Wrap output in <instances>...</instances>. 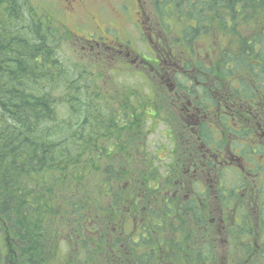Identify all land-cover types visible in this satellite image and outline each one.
I'll return each instance as SVG.
<instances>
[{
  "label": "rangeland",
  "instance_id": "374dc122",
  "mask_svg": "<svg viewBox=\"0 0 264 264\" xmlns=\"http://www.w3.org/2000/svg\"><path fill=\"white\" fill-rule=\"evenodd\" d=\"M19 4L24 7V14L27 15L23 17L22 26L26 28L39 26L48 34L47 38L50 39L48 44L52 47L54 44L56 47L59 60L68 69L65 82L81 79L84 86L80 98L84 103L81 114L69 119V116L75 114L74 110L70 111L64 118L63 124H69L70 121L78 124L82 117L88 128L95 132L99 126L97 123H100L107 132L102 134V142H107L114 155H104L103 161L117 160L115 153L116 149H119L120 154L117 153L119 159H126L130 163L127 165V171L121 172L122 178L120 176L121 182L125 186L129 185V189L121 192L118 197L122 199L123 195L125 203L130 201L131 207L126 208L121 217L115 218L118 221L112 227L111 224L115 221L112 218H109L107 224L101 222L99 226L102 229L107 227L108 230L119 235L126 247L130 246L133 238L140 237L142 232L146 234L147 239L151 237L147 248H152V256L147 264H172L169 261L174 264H264V151L260 149L258 156L256 154L258 160L252 159L242 163L238 160L240 157H234L231 162L234 167L228 170L229 168L225 169L227 166H223L224 171L221 175L225 185L223 184L220 190L217 188L219 174L215 172L214 175L205 177L195 165L185 170L187 176L173 180L164 176V172L170 167L179 172L184 171L185 161L183 163L179 161V156H184V151L178 141L184 139L178 134L171 153L169 150L173 149V144L167 137L170 121L163 118L159 125L155 122L150 128H148L149 124L146 123V126L143 124L153 117V113H156L154 104L159 106L158 116L162 118L166 112L163 105L166 106L168 101L173 103L176 99L177 103L182 105V102L185 103L181 99L183 92L178 94L179 90L183 89L177 90L174 75H171L168 81L162 77L160 80L154 78L155 71L158 67H162L163 62L168 63L169 66H177L176 71L172 70L173 73L177 71L181 73L185 62L195 61L194 56L200 54L201 57L204 55L202 59L204 65L210 67L213 72L220 73L216 69L215 62L218 59H221V62L226 61L223 59H231L233 49L236 48L234 47L237 42L236 37L209 29V34L201 35L200 40L192 42L193 48L191 49V46L188 48L184 45L185 39L182 35L190 20H180L175 14L160 15L158 6L153 0H0L1 18L9 16L7 8L9 10L16 8L15 14L19 15L21 10ZM31 6L38 9L34 11ZM16 18L8 17L11 23L0 27L4 32L2 38L10 33L14 34L12 28L16 22L19 23ZM255 24L258 27V23ZM243 31L248 33V29ZM5 40L6 38L4 42ZM15 42L13 45L16 44ZM20 48L23 52L28 51L25 46ZM170 48L173 49L174 56L169 55ZM184 48L194 53L190 54L188 49L184 51ZM2 50L5 54H10L8 46ZM44 56L45 53L42 51L37 55V57ZM3 57H0L1 66L4 63L1 61ZM151 60H154L153 65L148 64ZM213 65L215 67L211 68ZM20 67H24V64ZM51 67L53 69V66ZM28 69L31 72L27 74L24 71L23 79L32 83L41 82L40 61H34ZM52 69L50 68V71ZM162 70L164 71V68ZM5 74L8 73L0 69V82L7 79ZM29 75L32 76L27 77ZM193 78L191 73V77L186 78L185 84L192 85ZM164 81L168 82L167 93L159 84ZM224 88L227 90L226 87ZM39 91L40 94L45 93L42 85L38 86L36 93L38 94ZM125 104L130 108L135 106L139 108L141 125L134 132L116 130L106 120L109 109L119 110L117 113L119 115L129 114L125 111ZM179 111L182 116L186 114L183 109ZM129 115L134 114L130 112ZM122 119L124 121V118ZM216 126L214 124L210 131ZM186 129L188 130L189 126ZM217 130L218 128H215L211 133L217 135L215 133ZM72 131L71 129L70 133ZM117 164L121 170L122 162L118 161ZM152 165L158 168L156 173L159 175L155 174L150 179L158 177V180L153 182L158 188L143 193L139 189V184L142 181L148 184L145 179L147 175L145 169ZM229 173H232L231 176L228 175ZM233 183H238L241 187L237 195L225 197L219 193H226L224 187ZM203 190L206 192L199 195ZM209 191L211 194L208 196ZM136 197L142 205L135 203ZM94 199L104 206L110 203V198L105 195L99 196L96 193ZM189 200L195 201V212L192 210L190 213L187 212L186 206ZM199 202L200 208L197 206ZM91 209L97 212L99 205L93 204ZM137 210L140 216L149 213L151 216L149 221L154 222L156 226L148 230L139 229L141 232L138 233L134 220ZM199 213L203 214V218L199 217ZM87 234L92 235L88 231ZM59 235L66 238L59 243L61 253L53 256L55 264H63L66 260L70 262L72 256L75 257L72 251L76 252L79 249L78 240L71 236L70 230L64 228ZM239 237L247 243L239 241ZM6 239L9 240L6 242V249H9L11 257L16 256L18 252L15 239L12 240L10 237ZM141 247L138 249L139 252L143 251ZM89 250H95L94 264H102L107 258L103 244L95 248L89 245ZM246 254L250 255V261H241L239 255ZM110 263L118 264V260L112 259ZM136 264H143V260L139 259Z\"/></svg>",
  "mask_w": 264,
  "mask_h": 264
},
{
  "label": "trees",
  "instance_id": "16d2710c",
  "mask_svg": "<svg viewBox=\"0 0 264 264\" xmlns=\"http://www.w3.org/2000/svg\"><path fill=\"white\" fill-rule=\"evenodd\" d=\"M154 3L160 15L175 14L180 20H190L182 37L188 46L192 47V42L200 40L201 35L209 34V29L236 37L233 58L225 59L231 66L219 65L222 73L226 72V81L217 82L215 89L217 79L212 69L197 59L192 85L185 84L184 76L179 86L195 104L205 108L210 118L223 125L218 130L217 151L223 148L227 152L228 146L239 145L263 148L264 0H154ZM13 15L20 25L16 22L12 28L14 34L0 39V57L5 54L2 48L8 46L10 50L2 58V66L0 63V69L8 73L4 75L7 79L0 82V264H55L53 256L61 253L59 243L66 238L59 235L64 228L77 238L79 249L72 251L75 257L70 262L66 260L63 264H94L96 249L89 250V245L95 248L99 244L105 245L107 255L102 264H111L112 259L118 260V264H136L142 259L147 264L152 256V248H147L152 239L149 235L147 239L142 234L140 243L133 238L126 247L119 235L99 226L101 222L107 224L109 218L121 217L131 207L123 195L122 199L118 197L129 189V185L121 182V172L127 171L130 163L119 159V149L115 153L117 160L103 161L104 155L112 153L107 142H102V134L107 132L100 123L95 132L82 117L78 124L72 121L63 124L70 111L74 110L75 114L69 119L82 112L81 79L65 82L68 69L59 60L54 44L53 47L48 44V34L39 26H22L21 13L20 16L15 12L9 14ZM243 29H248V33ZM23 46L28 48L27 52L22 51ZM41 51L45 56L37 57ZM34 60L42 65L39 83L23 79V72H31L28 66ZM48 65L53 66V79ZM39 85L45 93H36ZM230 90L238 97L226 102L224 94H231ZM125 106L137 115L133 120L138 121L139 108ZM154 107L160 111L158 105ZM116 119L117 113H107V123L111 120L114 125ZM200 134L205 143L210 142L208 125L203 126ZM118 161L122 162L121 170ZM139 189L143 193L148 191L144 183ZM96 193L109 197L110 203L104 206L96 201ZM93 204L99 205L97 212L92 211ZM7 237L15 239L18 254L14 257L6 249ZM139 247L143 251L139 252ZM239 257L241 261H250L249 254Z\"/></svg>",
  "mask_w": 264,
  "mask_h": 264
},
{
  "label": "flooded vegetation",
  "instance_id": "af4514ba",
  "mask_svg": "<svg viewBox=\"0 0 264 264\" xmlns=\"http://www.w3.org/2000/svg\"><path fill=\"white\" fill-rule=\"evenodd\" d=\"M158 68L162 69L163 68V63H162V67H158ZM178 94H182V93H178ZM185 96H187V95L182 94L181 95V99L183 97H185ZM188 103H189L188 105L190 107H188V106H184V107L187 110L188 116L190 118H192V119H195L194 117H197V115L200 112V108L203 107V106L195 104V103H192L191 100H188ZM165 105L166 106L163 105V109H165L168 112V110H173V109L177 108L178 106H181L182 104L177 103V101L175 99V100H173V103H170L168 101V104H165ZM231 113H233V111ZM216 120L217 119H213V118L210 120V123L208 124L209 130L211 129V127L214 126V124L218 123V121L216 122ZM187 123H188V126H189L190 130L186 129L182 133L181 137L184 140H181L180 143H181V146H182V150L184 151V154H193V153L197 152L201 148L202 144L204 143L203 139L201 138V134H200V133H202V129L203 128L201 126H199V127L193 126L192 125L193 123L191 121H188ZM188 126H185V128H188ZM211 132H212V130L210 131V136H211L210 142H211V144H215L216 136H214V134L211 133ZM231 158L233 159L234 157L232 156ZM232 159H226V162L229 164V163L232 162ZM179 161H180V163H182L183 160L179 157ZM180 175L183 176L182 174H180ZM205 192H206V190L201 191L202 194H204ZM166 194H167V192H166ZM190 199H192V198H190ZM194 204H195L194 200H189L188 201V204L186 206L187 212H189V213L191 212L190 208L193 209ZM239 241H241L242 243H247L244 239H241L240 237H239Z\"/></svg>",
  "mask_w": 264,
  "mask_h": 264
},
{
  "label": "bare ground",
  "instance_id": "6f19581e",
  "mask_svg": "<svg viewBox=\"0 0 264 264\" xmlns=\"http://www.w3.org/2000/svg\"><path fill=\"white\" fill-rule=\"evenodd\" d=\"M15 25V24H14ZM52 72V71H51ZM71 85V84H70ZM13 86V85H12ZM11 86V87H12ZM75 92H76V90H75ZM67 94V93H66ZM60 98V97H59ZM76 99V98H75ZM71 100V99H70ZM76 101V100H75ZM87 102V101H86ZM78 103V102H77ZM72 109V108H71ZM62 118V117H61ZM68 119V118H67ZM9 126V125H8ZM9 129V128H8ZM55 149V148H54ZM46 154V153H45Z\"/></svg>",
  "mask_w": 264,
  "mask_h": 264
}]
</instances>
